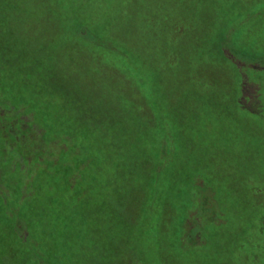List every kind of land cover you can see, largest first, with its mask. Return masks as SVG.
<instances>
[{"label":"rangeland","instance_id":"rangeland-1","mask_svg":"<svg viewBox=\"0 0 264 264\" xmlns=\"http://www.w3.org/2000/svg\"><path fill=\"white\" fill-rule=\"evenodd\" d=\"M116 1L82 0L72 7L68 4L70 8L64 12L60 5H54L53 0H16L9 5L12 8L20 5V11L15 9L10 16L0 15V19L3 17L1 29L10 28L15 31V36L28 37L32 48L37 52L42 49V54L45 52L41 58L47 62V76L53 78L39 87L35 82L29 84L33 69L26 65L15 69L10 55H3L0 60V67L7 68L4 71H8L9 79L20 81L21 87L26 86V89L22 87L20 95L30 96L27 98L30 105L15 107L6 98L11 96L10 90L6 95L0 91V151L4 154L0 158V199L7 207L5 211L12 220L18 219L19 215L22 218L25 201L31 197L35 211L32 206L27 208L29 218L35 212L39 216L47 211L46 223H53L51 227H54L59 221V227L66 231L72 244L69 253L77 255L81 252L94 264H158L153 252L155 241L149 237V233L155 230L161 238V264H178L174 255L180 256V253L186 255V264H264V91L260 92L259 83L239 67L241 81L237 79L236 82L241 85L236 107L244 113L237 115L241 127L234 126L229 119L221 128L214 126L208 122L211 113H201L194 122L187 110L194 101L189 102L188 98H193L191 95L185 97L186 88L195 84L194 87L201 92L208 86L222 88L228 93L233 89V66L225 62L215 67L214 72H206L193 49L198 37L215 39L220 36L223 20L213 15V11L208 13L207 6L201 8L202 12L200 7L197 8L196 15L189 17L186 13L192 10V0H143L144 7L139 11L142 13L136 17L133 13L137 4L133 9L129 8L132 10L115 16L108 11L102 14L94 7H106L109 3L116 7ZM207 1L218 7L225 3V0H195L199 5ZM71 10L79 14L75 22L70 18ZM242 10L253 9L246 3ZM243 17H239L241 22ZM74 23L75 26L85 25L92 33L100 30V38L83 39L80 44L75 32L72 33ZM228 35V32L222 35L224 41ZM78 43L82 46L79 47ZM187 57L193 61L186 62ZM191 71L192 79H195L192 83L184 80L185 74ZM149 76L155 82H161L155 89L161 93L157 95L163 108L159 113L163 115L167 106L166 110L173 114L174 120H180L184 115L187 118L182 121L179 135L171 136L169 141L154 140L156 148L161 149L158 156L154 154L155 148L150 150L152 157L146 166L150 179L155 175V164L168 162L170 165V170H165L163 176L166 180L164 191L152 207L150 200L145 203V197L152 194L149 190L143 191V196L141 190L124 187L126 185L120 177H109L101 184L99 180L91 185L93 173L100 167V159L94 160L93 150L87 148L93 149L97 145L92 135L89 137L91 119L102 120L111 107L119 113L116 108L118 94L128 100L129 120L136 117L135 125L136 122H146L143 132L139 133L145 136L146 147L152 146L153 137L162 133L159 131L162 127H157L149 104L138 92V86H142L140 81L146 83ZM261 77L259 79L264 81ZM235 85L233 93L236 94L239 88ZM13 97L20 98L16 94L11 97L15 100ZM175 104L182 106L183 110L172 106ZM231 106L235 108V103ZM41 110L46 113L38 119L36 116ZM76 112L82 115L80 119L75 118ZM249 115L256 122L254 127L247 126ZM69 117L73 127L68 125ZM57 119L65 124H58ZM70 130L79 132V143H72L70 138L60 135ZM62 155L63 160H67L64 164L60 163ZM88 158L89 163L93 160L94 164L89 170L84 163ZM53 162L60 164L53 169L56 179L48 176L32 179L41 168ZM11 177L20 178L18 194L9 183ZM59 178L68 183V195L64 207L55 213L54 203L38 204L42 196L39 193L48 182L54 183ZM63 182L56 186L52 198L60 197L58 193ZM206 189L210 194L209 210L199 216L201 194ZM164 201L168 208L162 207ZM113 207H116L115 211ZM143 207L144 213L149 209L146 215ZM180 208L184 209L183 218L177 224ZM152 214L155 218L148 221ZM25 220L28 221L27 217ZM19 226L22 230L19 235L35 247L36 237L41 235L39 228H51L48 224L39 227L38 222L31 224L32 228L28 223L26 227ZM106 227L112 229L105 232L111 236L105 244L103 234L96 239L94 235ZM141 228L145 231L144 237L138 234ZM58 230V227L53 228L52 235L46 239L61 241L63 238ZM174 230L177 234L182 233L180 245L185 247L184 253L181 246H174ZM187 234L192 237L187 238ZM105 251L113 253V262L108 260L107 254L104 255ZM3 255L0 264H10L7 260L9 254Z\"/></svg>","mask_w":264,"mask_h":264},{"label":"trees","instance_id":"trees-1","mask_svg":"<svg viewBox=\"0 0 264 264\" xmlns=\"http://www.w3.org/2000/svg\"><path fill=\"white\" fill-rule=\"evenodd\" d=\"M16 2V0H0V15L4 16L9 14L11 15L12 12L20 11V5H18V8H12L11 4L12 2ZM18 2H22V0H17ZM48 1V0H45ZM54 5H60L61 10L66 12L67 9L70 7L82 3V0H53ZM109 1V0H108ZM187 0H182L181 2H186ZM198 1V0H196ZM256 1V2H255ZM192 10H188L186 13L189 17L195 16L197 11V8L200 7V10L202 12L201 8H204L207 6L208 13H211L213 11V15L218 16L219 19L223 20V24L221 23L220 28L222 30L220 36H216L215 39H208L207 36H201L198 37L193 44V49L196 51L194 55H196V59L199 62L203 63L204 71L206 72H214L215 67H220L222 63L228 62L231 66H233V71H231V78H232V88L234 89L235 83L237 85L236 88H239L238 93H233V89L230 93L227 91L224 92L221 88L218 89L216 86L207 87L202 92L200 89H197L196 87L189 86L184 90L185 97H188L191 95L193 98H188L191 101L196 102V104L193 102L191 107L187 110L192 115L194 122L198 121V118L200 117V114H207L211 113L213 115H209V121L214 124V126H217L221 128V126L224 125V122L228 119L232 121V124L234 126L241 127L242 123H240L237 120V115L242 116L243 111L237 110L236 102L238 95L240 93V83L238 86V83L236 82L237 79L240 82L241 81V73L238 69L239 67L242 68V70H245L246 75L259 83L260 86V92L263 93L264 91V81H261L262 79H259V77H264V0H225V3H222L219 7L215 5V3L211 2H202V4H197L195 0H192ZM255 2V3H254ZM9 3H11L9 5ZM116 7L107 4L106 7H103V5L100 7H96L98 11H101L103 14L104 12L108 11L113 16L117 13L125 12L126 10H132L133 7L136 5V9L133 13V15L136 17L138 14L142 13L139 12L142 10V7L144 2L143 0H117L116 1ZM246 3L250 4V7H252L253 10H242L243 5ZM70 4V7L68 6ZM91 4V3H90ZM93 4V3H92ZM91 4V5H92ZM132 9H129V8ZM14 9V10H13ZM78 10V9H77ZM56 13L58 10H54ZM247 11V12H246ZM71 12V13H70ZM69 14L71 15V19H75L79 16V14L76 11L71 10ZM190 12V13H189ZM243 17V21L241 22L240 16ZM202 16V15H201ZM3 17H1L2 19ZM9 18V17H8ZM204 18V17H203ZM0 19V20H1ZM205 19V18H204ZM208 19V18H207ZM206 20V19H205ZM222 22V21H221ZM84 23V22H82ZM118 22L115 19L114 24L116 25ZM110 28L112 26V21H110ZM76 23H74V26ZM7 28V27H6ZM1 29L0 28V60L3 59V55H10L12 57V65H14L15 69H20V67H24L26 65L29 69H33L30 75L31 82L29 84L35 82L37 83L38 87L39 85H46L49 83L53 78L51 76H47L46 71L48 70L47 62L44 61L43 58H41V55H44L45 52L42 54L40 49L38 52L35 50V48H32V42L31 40L26 36H15V31L11 30L10 28ZM75 32V33H74ZM228 32V39L224 41V38H222V35ZM72 33L76 34V39L80 44H82L83 39L89 38L90 40H98L100 38V30L91 32L88 27L85 25H79L75 26V28L72 30ZM94 34L98 35L94 37ZM200 39V40H199ZM10 41V43H9ZM205 41V42H203ZM78 43V46H82ZM205 43V44H202ZM195 45V46H194ZM202 45V46H200ZM8 46V48H6ZM73 47V46H72ZM74 48V47H73ZM190 51V50H189ZM195 59V56H194ZM186 62H192L190 57H187ZM226 64V63H225ZM6 67L2 69L0 67V85L3 86L1 92H4V95L7 94V91L10 90L8 93H11V96L6 97L8 98V101L14 104L15 107L21 106L22 104L28 105L29 101L27 98L30 96L28 95L27 98L24 96L22 97L20 95L22 86L20 85V81H12L9 79V73ZM181 71V70H179ZM238 71V73L236 72ZM192 71L190 73H186L184 76V80H188L192 83L195 79H192L191 75ZM156 74L159 75L158 72ZM203 74V73H202ZM201 74V75H202ZM205 74V73H204ZM203 74V77H205ZM212 77L214 74H211ZM47 76V77H46ZM258 77V78H257ZM261 77V78H262ZM213 79V78H211ZM162 81V80H160ZM40 83V84H39ZM144 82L140 81V84L142 85L141 88L138 86V92L139 94H142L147 104H149V108L151 109V112L153 113V117L155 118L156 123L159 125L158 128H161L162 133L157 134L155 137H153V141L155 139L162 140L166 139L167 141L171 140L170 137L173 135H179V131L182 121H184L185 116L180 118V120H174L173 114L169 112V110H166L167 106L165 107V113L162 115L160 114V110L162 108V103H160L158 96L161 93L158 91L155 92V89L160 85L161 82H155L152 76H149V78H146V83L142 84ZM210 83V82H209ZM147 84V86H144ZM24 85V84H23ZM28 86V85H27ZM196 86V85H195ZM26 89V88H25ZM28 89V88H27ZM15 94L19 96L20 98L11 99V97ZM200 96V97H199ZM148 97V98H147ZM118 103L116 108H119V113L114 111V108L111 107V109L102 117L103 119L98 120V118L91 119L92 120V127H91V134H89V137L95 139L97 142V145L92 149L89 146V150H93V157L94 160L96 158L100 159V167L94 171L92 179H91V185L98 182L101 184V181L103 182L105 179L109 177H120L122 179L123 184L126 185L124 187H129V189H134L136 191L142 192V195H144V192L147 190L152 193L149 197H145L146 201L145 203L150 200L151 204L150 207L153 206V202L158 200L160 198V195L164 191V187L166 184V180L163 178L165 170H170V165L168 162L165 164H155L154 169L155 175L153 178L148 177V169H146V166L148 165V162L151 160L152 155L150 154V150L155 148L154 154L158 156L160 154L161 149L156 148V142L152 144V146L146 147L147 145L144 142V135L143 133H139L140 131L143 132L144 129L142 127L145 125L146 122H136V125L134 124V119L129 120V111L127 108L128 100H126V96L118 94L116 96ZM22 99H25L26 101H22ZM33 100V99H32ZM169 101V100H168ZM263 101H264V95H263ZM34 103V101H33ZM232 103H235V108L231 106ZM124 104V107L121 106ZM167 104H169L167 102ZM194 104V105H193ZM30 105V103H29ZM40 106V105H39ZM173 107L178 108L179 110H183L182 106H179L178 104L172 105ZM24 107V105H22ZM43 107V106H42ZM170 109V106L168 107ZM112 111V112H111ZM182 112V111H181ZM35 113V112H34ZM45 111L41 110L37 114V118H41L42 115H45ZM183 114V112H182ZM81 115V114H80ZM77 115L76 112V119H80L82 115ZM206 116V115H205ZM239 116V117H240ZM250 116V115H249ZM71 117H69L68 122H71ZM197 119V121L195 120ZM250 120L247 122V126H253L256 125V122H253V118L250 116ZM75 119V120H76ZM137 121V120H136ZM58 124L62 125L65 124L64 121L61 122L57 119ZM72 123L68 124L69 126ZM204 125V124H202ZM66 126V125H65ZM70 127H73L72 125ZM90 130V128H88ZM86 131V133L88 132ZM158 131V132H159ZM183 132V131H182ZM84 133V132H83ZM94 134V135H93ZM139 134V135H138ZM65 135L66 138H70L72 140V143H75L78 141L80 142V136L79 132L75 130H70L69 132L60 134ZM163 138H161V137ZM168 137V138H166ZM65 139V138H64ZM174 141V140H172ZM66 141H64L65 143ZM77 143V144H78ZM76 144V145H77ZM71 146V145H70ZM3 152L0 151V158H3ZM68 155L66 154V159L68 160ZM63 155L61 158V164H64ZM93 160L89 163V158L84 161L86 165V168L91 169L93 167ZM48 164V163H47ZM55 165H60L58 163H51L48 164L47 167L41 168L39 172L34 174L35 178L44 176L46 178H53L56 179L54 176ZM91 167V168H90ZM164 168V169H162ZM87 170V171H88ZM207 171L205 170V173ZM20 178H10V185L12 183V187L16 189L15 193H20V184L21 181ZM62 179L55 180L54 183L48 182L44 187V189H41L40 191L42 193H39L41 198L38 202L39 205H50L51 203H54L55 213L56 211H59L62 207H64V201L67 199V190L66 187L68 183ZM64 183V186L61 188V191L58 193L60 197H53V191L56 189V186H61V183ZM130 182L131 184L127 183ZM128 184V185H127ZM171 184V181H170ZM101 187V186H100ZM100 187L98 189H100ZM169 188H172V186H169ZM173 189V188H172ZM167 190V189H166ZM144 191V192H143ZM34 192V190H33ZM17 193V194H18ZM56 195V194H55ZM32 196V195H31ZM157 197V198H156ZM31 197H29L28 200L25 201L23 210H22V218L19 215L18 219L12 220V218L9 217L7 214V211L5 209L7 208L4 202L0 199V258H4L3 254L7 253L9 254L10 258H7L10 264H94V262L89 259L86 255H83V253H78L75 255L72 252L69 253V250L72 246L69 241V237L66 233V231L59 227L60 222H55V226L51 227L53 223H46L47 219L46 216L48 215V212H42L39 213L35 212L34 216L29 218V211H27L28 207L32 206V200H30ZM65 199V200H64ZM209 199L210 194L209 190L206 189L201 194V208L199 210V216H204L203 214L207 213L209 210ZM53 201V202H52ZM35 203H33L34 205ZM168 203L164 201L162 207H167ZM34 207L35 211V205ZM168 208V207H167ZM170 208V207H169ZM116 207H113L112 210L115 211ZM144 207H143V213H144ZM180 215L179 218H177V224L181 223V220L183 218L182 211L184 209L180 208ZM149 210V209H148ZM148 210L145 215L148 213ZM26 212V213H23ZM50 213V212H49ZM25 214V216H23ZM150 216V217H149ZM148 221L151 218H155L154 214L149 215ZM28 219L26 221L25 219ZM24 218V219H23ZM11 219V220H10ZM37 219H40L38 221ZM60 220L62 218H59ZM56 221V220H55ZM35 222L40 223V226L43 225H49L51 228L48 230V233L45 229H40V236L37 238V247L33 245L32 242H27L21 237L19 234L22 231L19 224H23V226L26 227V224L28 223L34 225ZM65 225V224H64ZM148 226L151 224H147ZM58 227L59 228V235H61L60 238H63L61 241L57 238H54V241H51L46 239L48 235H52L53 228ZM147 228V227H146ZM112 229L111 227H106L105 229L96 232L94 235V238L96 239L99 236H102L100 234H103L105 237L104 243L106 244L111 237L110 235H105V232ZM42 230L46 233H43ZM69 230V227L67 228V231ZM62 231V232H61ZM145 231L141 228L138 232V234H141L140 237H144ZM175 233V240L176 244L174 245L175 248H180V241L182 238V233ZM58 235V236H59ZM187 238L192 237V235L187 234ZM20 236V237H19ZM159 232L157 230L152 231L149 233V237H151L155 242L153 246V252L156 256L158 264L162 263V259L159 257V254H161V245L160 241L161 238L159 237ZM34 237V236H33ZM179 239V240H178ZM104 247V246H103ZM173 248V247H172ZM185 247L183 245L181 246L182 253L186 252L184 250ZM177 250V249H176ZM69 253V255H68ZM104 255L107 254L108 260L113 262L111 252H103ZM197 254V253H196ZM183 254L181 256L174 255L177 258L178 264H186L187 262L184 259ZM186 256V255H185ZM184 259V260H183ZM185 261V262H184ZM112 264V263H111ZM191 264V263H190ZM193 264V263H192Z\"/></svg>","mask_w":264,"mask_h":264}]
</instances>
